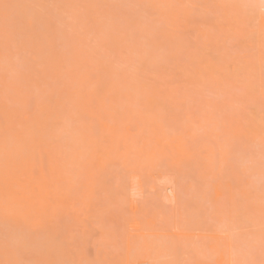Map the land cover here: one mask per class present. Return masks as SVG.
Segmentation results:
<instances>
[{
  "label": "bare ground",
  "instance_id": "bare-ground-1",
  "mask_svg": "<svg viewBox=\"0 0 264 264\" xmlns=\"http://www.w3.org/2000/svg\"><path fill=\"white\" fill-rule=\"evenodd\" d=\"M195 10H197L196 13ZM180 13L186 18L185 24L184 18H180ZM210 14L213 18L210 17ZM65 17L70 18L71 25L68 27L74 28L70 32L60 30L61 26L65 25L63 21ZM194 18L199 20L197 22L201 21L202 27H193L190 24ZM179 20L183 21L179 23L182 24L181 27L184 25L183 28L179 24H175ZM170 24L173 25L167 27ZM211 28L217 31L216 34ZM190 30L195 31V38L193 35L192 38L190 35L187 37ZM13 33H23L26 37L25 42L17 43L11 35ZM224 35H227L226 37L230 38L231 42L235 38L239 40L233 43L228 39L220 40ZM254 36H257V41L261 40L258 46L257 43H254V46H257L255 52L252 45ZM189 38L191 40H188ZM186 40L190 42L188 43ZM200 40L202 42H199ZM192 41L197 44L193 45L194 48L188 49L187 46L190 47ZM226 41L231 45L235 43V46L239 45L237 47L241 50L239 48L236 50L241 53L232 56L235 52L232 54L233 50L228 51L231 48L226 49L224 46V44H228ZM199 43L202 44L201 47ZM196 45L200 49L196 48ZM20 57H22L21 60H19ZM163 62L164 65H162ZM169 63L173 64V68L169 69L168 73L166 70L171 67ZM173 69L175 72L178 69V74L176 72L173 76ZM149 74L150 76L147 77ZM175 76L178 81L181 82L182 79V83H184L178 82L176 87ZM151 77L153 78L151 79ZM171 77H173L174 83L169 88V84L165 83L166 79H172ZM153 79L154 81L159 80L158 86L152 84ZM194 81L198 83L193 84ZM202 81L204 89L200 88ZM179 83L180 86L186 83L192 84V88L198 91L200 97L194 95L193 89L189 91L188 88H179ZM187 84L184 86L191 88ZM195 85L198 88H195ZM205 85L208 88L206 90ZM205 91L212 99L205 97ZM214 95L218 96L215 97V100ZM219 95L225 102L222 98L219 99ZM182 96L185 101L187 100L186 102H183ZM193 98L195 99L193 100ZM241 98H243L242 102ZM191 101L194 105L197 104L195 106L197 118L196 116L194 118L200 121L203 116L206 124L211 122L215 124L213 122L218 120L222 114L223 122L219 123L220 130L214 127L219 132L217 133L214 128L207 130L211 137L215 133L213 137L219 139V141L216 140L217 149L214 148L215 141L212 144L213 139H209V141L198 142V145L197 143L193 145L192 142L191 148L194 146L196 149L193 147L191 150L186 137L194 131V127L189 126L188 130L187 126H185L186 128L180 127L177 133L176 131L174 133L166 132L167 127L163 125L165 115H168V112H171V115L177 114L174 107L182 103H192ZM235 101H240L239 105L247 106L244 112L243 108L236 109ZM205 102L211 109L213 108V120L211 121L208 114L210 111L206 109V105L204 107ZM231 104L235 107L234 110H231V107L233 108ZM219 105H223L221 111L223 107L225 109L222 113L218 112L221 107ZM200 108L205 112L201 111L202 113H200ZM257 108L259 109L258 113ZM252 109L255 112L252 113ZM216 111L217 114H215ZM259 111L261 112L259 113ZM263 111L264 5H262V0H0V264H60L62 262L60 257L65 255L64 249L62 250L63 255H61L62 253L61 256L57 255L58 246L55 244L62 240L66 231H68L66 235L70 234L69 239L75 234L69 232L71 227L68 229V226H63L61 222L63 219L61 220L62 217L59 216L61 212H57L60 208L59 204H62V207L66 203L68 205L70 200L66 201L63 198L72 194L71 191L74 190L68 187L71 191H65L66 186L71 182L65 185L62 190L61 181L65 183L69 179V181L74 179L73 182H75L77 173L75 169V174L73 173L70 177L72 169L77 167L78 171L80 167H85L84 165L100 166L99 168H103L104 171L101 170L102 174H100L101 172L98 170L99 178L100 175L103 178L106 174L108 175L106 177H110L113 173L117 174L125 169L114 172L116 169L113 170L114 165L126 164L129 159L137 161L138 164L143 162V165L147 167L144 169L145 167L134 166L139 169V172L155 173L157 178L162 179L171 173L172 177L168 179L170 181L173 179L176 185L173 183L170 184L171 186L167 185L171 189L170 192L178 187V192L180 190L182 193L183 190L188 192L195 188V182H197L196 186L201 184V181H204L206 185L205 180L207 181L208 178L200 177L199 183L195 181L197 176L201 175L198 173L199 171H195L199 175L189 173L192 168L195 169L201 165V168L204 167L203 174L208 171L209 179L213 178L210 180V184L214 180L212 186L221 185L234 200L229 211L226 229L233 230L234 234H238L237 230L239 229V233L242 237L245 235L244 238L247 241H244V238L240 239L242 245L252 244L253 248L255 244L264 243V184L260 182L264 178ZM190 115L193 114L190 113ZM247 115H249L248 119ZM239 116L242 118L238 119ZM122 118H127L131 122V128L121 127ZM144 122L146 124L153 123H149L146 127ZM150 126L156 128L147 129ZM200 126L203 128V125ZM143 134L151 135L155 145L143 144L140 147L138 139ZM206 143L210 146L208 147ZM215 149L218 153L215 152ZM214 156L220 161V166L224 165L221 166L223 169L220 171L217 167L218 161L214 160ZM149 166L150 168H148ZM160 166H162L161 169L156 170ZM151 167L157 168L151 169ZM186 167L189 168V171H186ZM213 167L218 170L217 176L214 175ZM164 168H172L170 170L172 172H165ZM183 168L185 171H182ZM69 169L71 170L69 171ZM149 170H156V172L163 170L165 174H160L158 177L155 171ZM186 172L188 175L185 174ZM208 173H205L204 176L206 177ZM183 174L185 179L182 177ZM132 176L136 177V175ZM139 176L142 177V175ZM179 176L185 181L182 178L181 182L174 181ZM117 177L120 178L115 175V179ZM105 178L104 182L109 183L111 178ZM149 178L152 181L151 177ZM187 179H192L193 182L188 184ZM222 180L223 184H221ZM144 181L140 184L139 180L137 181L139 189L142 188L141 183ZM183 182L184 187H180ZM72 184L71 187L75 185V183ZM166 184L168 183L164 185ZM156 187L159 188V186L154 188ZM189 188L191 189L189 190ZM88 189L91 190V195L100 188L95 190L94 186V188ZM104 189L106 190L103 188L102 191L106 196H103L109 202L104 210L107 209L106 212H109L117 207L115 204H118V201L110 202L109 198L115 200L120 194L114 198L111 195H114L116 190L112 189L114 193L112 190V192L104 193ZM118 190L121 191L119 188ZM134 190L131 191L130 188L127 193L138 191ZM162 190L160 188V191ZM121 192L124 194V189ZM195 192L197 193V191ZM199 192L201 191L199 190ZM199 194L197 193V195ZM77 195L80 196L82 193ZM90 195L88 197L94 199L95 193L94 196ZM128 195L130 197V194ZM193 195L194 193L192 195L190 193V196ZM179 196L180 194H178ZM177 198L174 197L175 200ZM170 200L172 199L170 198ZM61 201H65V204L60 203ZM78 201L84 203L85 199H78ZM73 203L74 200L68 205L71 210H67L68 206H65L68 212L65 211L67 216L73 210L76 215L80 212L75 209L77 206ZM186 204L187 202L183 205L186 207ZM84 205L83 208L88 207L85 203ZM112 205L113 208H111ZM85 210H82L83 216L88 213V209L86 212ZM77 211L78 213H76ZM65 212H63V216H65ZM106 212H103L104 215L101 214L103 215L102 219L106 218ZM75 214L72 216H76ZM91 214L88 218L92 222L94 219ZM78 216L75 218L77 221L80 217ZM87 216L83 218L86 219ZM64 223L68 224L66 221ZM95 224L92 222V226ZM89 225L87 224L86 227ZM86 227L87 231L88 227ZM77 228L83 229L81 226ZM80 229L77 230L79 233H84V235L81 234V239H83L81 243H83L86 240L83 238L86 232ZM99 229L101 230L102 227ZM240 230H244L243 234ZM58 233H62L61 236L59 235L60 237H57ZM102 234L104 235L105 232L103 231ZM107 234L105 237L99 235L100 239L105 240L104 238H106L107 241H111L108 243L112 245L114 236L112 235L109 239L110 234L108 236ZM228 235L231 236L232 244L235 240H238L237 244H240V246L233 245L238 247L234 249L241 250L243 246L241 247L239 239L234 238V240L232 239L233 235ZM75 237L77 238V236ZM70 240L72 241V239ZM70 240L68 241L70 242ZM97 241V244L102 242L99 243V238L96 239ZM246 243L248 244L246 245ZM133 245L132 248H134ZM261 245L264 247L263 244ZM82 247H79V250ZM157 249L158 252L162 251L161 247H157ZM255 249H258L259 256L262 258L263 253L260 246ZM18 250L21 254H19L20 257L17 256ZM153 255L156 257V254ZM139 256L141 257V254ZM162 257L164 256L161 255V259ZM148 258L151 259L150 255ZM149 259L146 258L147 264H164L160 259V261L156 258ZM254 261L253 264H257ZM262 263H264L263 258L261 259Z\"/></svg>",
  "mask_w": 264,
  "mask_h": 264
},
{
  "label": "rangeland",
  "instance_id": "rangeland-1",
  "mask_svg": "<svg viewBox=\"0 0 264 264\" xmlns=\"http://www.w3.org/2000/svg\"><path fill=\"white\" fill-rule=\"evenodd\" d=\"M132 6H133V4H131ZM196 11L197 10H195L194 12L196 13ZM135 12V11H134ZM132 14H134V13H132ZM182 13H180L179 15H181ZM183 15V14H182ZM181 15V19L182 18H184V24H185V22H186V18L184 17V16H182ZM194 15H198V14H194ZM210 17L211 18H213V16L210 14ZM130 18V17H129ZM196 18V17H195ZM193 19L194 20V22H193V20L190 22V24L191 25H193V27H195V26H201L202 27V24L200 25V22H197V20L198 19ZM180 19V20H181ZM179 20V22H176L175 24L177 25V24H179L181 21ZM64 24L65 25H62L61 26V28H60V30L63 32H66L65 30H67V32H70V31H72L74 28H69L68 26L69 25H71L70 24V18L69 17H65L64 18ZM199 21V20H198ZM211 21V20H210ZM183 22V21H182ZM181 22V23H182ZM212 22V21H211ZM174 24V23H173ZM173 24H170V25H167V27L168 26H172ZM174 24V25H175ZM181 25L182 24H179V26L181 27ZM167 27H165V28H167ZM174 27V26H173ZM172 27V28H173ZM183 27H184V25H183ZM183 27H181V28H183ZM171 28V27H170ZM176 28V27H175ZM174 28V29H175ZM213 29H214V27H212ZM211 28V29H212ZM196 29V28H195ZM212 29V31H213V33L214 34H216V32L217 31H214V30H216V28L213 30ZM165 30V29H164ZM176 30V29H175ZM170 31V30H169ZM168 31V32H169ZM174 31V30H173ZM179 31V30H178ZM178 31H177V33H178ZM191 31H192V34H191ZM212 31H211V33H212ZM187 32V31H186ZM185 32V33H186ZM174 33V32H173ZM172 33V34H173ZM187 33H189V32H187ZM195 33V31H193V30H190V33L187 35V37L190 35V37L193 35L194 36V38H195V35H196V33ZM178 34H180V33H178ZM12 35V37H14V40L17 42V43H20V44H22V43H24L25 42V39H26V37H25V35H23V33H17V34H11ZM61 35H62V33H61ZM60 35V36H61ZM175 35H177V34H175ZM181 35H182V33H181ZM184 36H185V34H184ZM184 36H182V37H184ZM198 36V35H197ZM227 35H224L220 40H222V39H228L227 37H226ZM181 37V36H180ZM181 37V38H182ZM186 37V38H187ZM226 37V38H225ZM192 38V37H191ZM218 38H220V37H218ZM258 38H260V37H258ZM62 39V38H61ZM61 39H60V41H61ZM198 39H200V38H198ZM230 39V38H229ZM228 39V41H230ZM261 39V38H260ZM63 40V39H62ZM188 40H191L190 38L188 39ZM188 40H186L188 43L190 42V41H188ZM238 38H235V40L233 39V41L231 42V43H233L234 41L235 42H238ZM194 41V40H193ZM191 42V44H190V47L189 46H187V48L189 49H191V48H194L195 46H193V45H195V44H197V43H195V42ZM196 41H198L197 40V38H196ZM228 41H226L227 43H228ZM261 41V40H260ZM260 41H259V39H258V41H257V36L255 37H253L252 38V45L254 46L255 44L254 43H257V46H258V43H260ZM199 42H202V40H200ZM263 42V41H262ZM225 43V42H224ZM231 43L228 45V44H224V46L226 47V49L227 48H231V49H227L229 52H231L230 50H233L231 53L233 54L234 52H235V54H231L232 56H234V55H237L240 51H237L238 50V48L239 47H237V46H239V45H236L235 46V44H232L231 45ZM238 44V43H237ZM199 45H200V47H201V45L202 44H200L199 43ZM234 45V46H233ZM197 47L196 48H199L198 47V45H196ZM231 46H233V47H231ZM257 46L255 47L254 46V52H255V50H256V48H257ZM236 47V48H235ZM187 49V50H188ZM200 49V48H199ZM237 49V50H236ZM240 49V48H239ZM194 50V49H193ZM192 50V51H193ZM197 50V49H196ZM241 50V49H240ZM243 50H245V49H243ZM195 51V50H194ZM190 52V54H191V51H189ZM241 53V52H240ZM239 53V54H240ZM21 58L22 57H20L19 58V60H21ZM186 58V57H185ZM182 59H184V58H182ZM181 59V60H182ZM180 60V59H179ZM185 60V59H184ZM183 60V61H184ZM175 61V60H174ZM182 61V62H183ZM22 62V61H21ZM159 62V61H158ZM187 62V61H186ZM184 64H185V62H184ZM160 65V64H159ZM162 65H164V62H163V64ZM169 65H170V63H169ZM20 66V65H19ZM171 67H169L168 68V70H166L167 72L168 71H170L169 69H172L173 68V64H171L170 65ZM174 66H175V64H174ZM181 66V65H180ZM182 66L184 67V65H183V63H182ZM181 66V67H182ZM177 68V67H176ZM175 69V68H174ZM174 69L172 70V72L174 71ZM178 69H179V67H178ZM177 69V71H179ZM181 69V68H180ZM161 70H162V68H161ZM157 71V70H156ZM155 71V72H156ZM176 71V72H177ZM166 72V73H167ZM175 71L173 72V76H174V73H176ZM154 73V72H153ZM161 73H162V71H161ZM169 73V72H168ZM155 74V73H154ZM177 74H178V72H177ZM177 74H175L176 76H178ZM166 76H167V74H165ZM170 75V74H169ZM168 75V76H169ZM171 75H172V73H171ZM150 76V74L149 75H147V77H149ZM156 76H157V74H156ZM161 76V75H160ZM176 76H175V81H174V79H173V77H171L172 79H166L167 80V82L165 83V81H163L166 85H168L169 84V88L170 87H172V85H173V83L174 82H176L175 83V86H176V84L178 83V82H180V81H178L177 79H176ZM153 77H151V79H152ZM157 78V77H156ZM156 78H154V79H156ZM169 78H170V76H169ZM150 79V80H151ZM154 79H153V81H152V84H154L155 86L157 85V83H158V81L159 80H156V81H154ZM158 79H160V78H158ZM163 79V78H162ZM162 79H161V81H162ZM180 80V79H179ZM160 81V82H161ZM174 81V82H173ZM154 82V83H153ZM172 82V83H171ZM163 83V84H164ZM168 83V84H167ZM181 84H183L182 83V79H181V82H180ZM180 83H179V88L181 87V88H183V89H186V88H188V90L190 91L191 89H193V92H194V95L195 96H198V97H200L199 95V93H198V91L196 90V89H194V88H192V84H187L188 86H191V88L190 87H185L186 86V84H184L183 86H180ZM193 84H197V83H195V81L194 82H192ZM159 84V83H158ZM178 85V84H177ZM200 85H201V82H200ZM204 85V83H203V81H202V85L200 86V88L201 89H204V88H202V86ZM158 86V85H157ZM174 86V87H175ZM197 85H195V88H198V86L196 87ZM162 87V86H161ZM173 87V88H174ZM177 87V86H176ZM194 87V86H193ZM208 87V86H207ZM179 88H178V90H179ZM190 88V89H189ZM200 88H199V90H200ZM160 90L162 89V88H159ZM206 89H208V88H206V85H205V90ZM165 90V89H164ZM163 91V90H162ZM165 91H167V90H165ZM181 91H182V89H181ZM187 91V90H186ZM192 91V90H191ZM233 91V90H232ZM174 92V91H173ZM201 92H203V90H201ZM236 92V91H235ZM178 93V92H177ZM207 92L205 91V97H207V99H212V98H210L211 96H209L208 95V93L206 94ZM210 93V92H209ZM214 93V92H213ZM174 94H176V93H174ZM185 94H186V92H185ZM187 94L189 95V93H188V91H187ZM201 94H203V93H201ZM216 94V93H215ZM226 94V93H225ZM236 94V93H235ZM177 95V94H176ZM193 95V94H192ZM193 95V96H194ZM241 95V94H240ZM175 96V95H174ZM187 96V95H186ZM202 96V95H201ZM217 96V95H216ZM215 95L213 96L214 97V100H215V97H216ZM221 95H219V99L220 98H222V96L220 97ZM236 96V95H235ZM176 97V96H175ZM218 97V96H217ZM216 97V98H217ZM182 98H183V102H186L185 101V98H184V96H182ZM228 98V100H229V97H227ZM236 98V97H235ZM237 98H239V97H237ZM176 99H177V97H176ZM186 99H187V97H186ZM195 98H193V100H194ZM223 99V98H222ZM234 99V98H233ZM192 100V101H193ZM204 100V99H203ZM224 100V99H223ZM222 100V101H223ZM242 100H243V98H241V102H242ZM246 100V99H245ZM191 101V102H192ZM231 101V100H230ZM209 102V101H208ZM211 102H212V100H211ZM224 102H225V100H224ZM240 102V101H239ZM239 102L237 101H235L234 102V104H236V109L237 108H243V112H244V109H246L245 107H247L245 104H242V105H239ZM182 103V102H181ZM210 103V102H209ZM217 103V102H216ZM215 103V104H216ZM200 104V103H199ZM198 104V105H199ZM224 104V103H223ZM226 104V103H225ZM228 104H229V102H228ZM233 104V103H232ZM231 104V105H232ZM233 104V105H234ZM248 104V103H247ZM197 105V104H196ZM196 105H194L193 104V102L192 103H182V104H180V105H178V106H176V107H174L176 110H177V114H175V115H171V112H168V115H165V120H164V122H163V125H165L167 128V130H166V132H168V133H174L175 131H176V133L178 132V129L180 130V127H183V128H186L185 126H187V130H188V127L189 126H191V127H194L195 129H194V131H192V133L190 134H188L187 135V140L186 141H188V143L190 144V147H189V144H187L188 145V147L189 148H191V143L193 142V145H195V143H197V145L200 143V142H202V141H209V139L210 140H212L213 139V142H212V144L214 143V141H215V146H214V148H218V146H216V143H217V139L215 138V137H213V135L215 134H213L212 135V137L209 135L210 133L209 132H207V130H208V128H217V129H219L220 130V126L221 125H219V123H221V122H223V117H222V114H221V117L219 118L218 117V120H216L217 121V123H216V121L215 122H213V123H215V124H217V125H215V124H212V122L211 123H209V124H206L205 123V121L203 120L204 118H203V116H201V120L199 121V120H197L196 118H197V109H196ZM207 107H206V106ZM232 105V106H233ZM239 105V106H238ZM219 106H221V105H219ZM218 106V107H219ZM223 106V105H222ZM222 106L220 107V110L218 111V112H221L222 113V111H225V109H224V107H223V109H222V111H221V108H222ZM225 106V105H224ZM204 107H206V109L208 110V111H210V113H208L209 115H210V121L211 120H213V112H212V109L209 107V104L207 105L206 104V102L204 103ZM209 107V108H208ZM229 107H230V105H229ZM234 106H233V108L231 107V110L233 109L234 110V108H235ZM253 107V106H252ZM216 108V107H215ZM226 108V107H225ZM250 108V107H249ZM259 108V107H258ZM257 108V113H258V109ZM205 109V108H204ZM211 109V110H210ZM230 110V109H229ZM261 110V109H260ZM262 110H263V108H262ZM261 110V111H262ZM201 111H204L202 108H200V110H199V112L200 113H202ZM237 111V110H236ZM236 111H235V113H236ZM240 111V110H239ZM261 111H259V113L261 112ZM205 112V111H204ZM227 112H228V110H227ZM234 112V111H233ZM241 112V111H240ZM243 112H241V113H243ZM246 112V111H245ZM249 112V111H248ZM253 112H255L253 109H252V113ZM264 112V111H263ZM190 113H192L193 115H190ZM234 113V114H235ZM237 113H238V111H237ZM240 113V114H241ZM188 114V115H187ZM215 114H217V111H216V113ZM248 114V113H247ZM224 115H226V114H224ZM223 115V116H224ZM229 115V114H228ZM233 115V114H232ZM231 115V116H232ZM236 115V114H235ZM193 116V117H192ZM194 116H196V118H194ZM220 116V115H219ZM215 117H217L216 115H215ZM225 117V116H224ZM235 117V116H234ZM244 117H245V115H244ZM248 117H249V115H247V119H248ZM206 118V117H205ZM232 118V117H231ZM237 118V117H236ZM240 118V116L238 117V119ZM242 118V117H241ZM240 118V119H241ZM228 119V118H227ZM245 119V118H244ZM231 120V119H230ZM237 120V119H236ZM227 121V120H226ZM238 121V120H237ZM234 121H232V124H234L233 123ZM242 122H243V120H242ZM145 123V122H144ZM149 123H153V122H149ZM149 123L148 124H146L145 123V126L147 127L148 125H149ZM138 124H141V123H138ZM176 125V126H173V125ZM222 124V123H221ZM170 125H172V126H170ZM200 125H203L202 127L203 128H200L201 126ZM236 125H237V123H236ZM123 126H127V127H130L131 128V122L127 119V118H122V121H121V127H123ZM169 126V127H168ZM156 127H154V126H150V127H148L147 129H155ZM215 128H214V130H215ZM217 129L215 130V131H217ZM219 130L217 131V133L219 132ZM209 131V130H208ZM214 131V132H215ZM222 132H223V130H222ZM186 134H187V132H185ZM222 134V133H221ZM215 136V135H214ZM185 137V136H184ZM211 137V138H210ZM139 140V142H138V145L141 147V145H143V144H150V145H155V143L153 142V137L151 136V135H149V134H143V136H141L140 137V139H138ZM218 141H219V139H218ZM220 141H221V138H220ZM199 142V143H198ZM211 142V141H210ZM206 145H207V143H206ZM218 145V144H217ZM203 146V145H202ZM208 146V145H207ZM209 146H210V144H209ZM208 146V147H209ZM213 146V145H212ZM194 147V146H193ZM193 147L191 148V150L193 149ZM195 148V147H194ZM205 148H206V146H205ZM204 148V149H205ZM216 148V149H217ZM196 149V148H195ZM204 149H202V150H204ZM215 149V152H217V150ZM190 150V149H189ZM190 150V151H191ZM202 150H201V152H202ZM214 150V149H213ZM212 150V151H213ZM219 150H220V148H219ZM189 151V152H190ZM194 151V150H193ZM192 151V152H193ZM205 151V150H204ZM207 151V150H206ZM205 151V152H206ZM221 151V150H220ZM191 152V153H192ZM200 152V153H201ZM218 153V152H217ZM217 153H215V154H217ZM219 155V154H218ZM135 156V155H134ZM218 157V156H217ZM220 157V156H219ZM214 160H217L218 161V165H217V167L219 168V171L220 170H222L223 168H221V166H220V161L214 156ZM214 162H216V161H214ZM217 163V162H216ZM115 164V163H114ZM113 164V165H114ZM112 165V166H113ZM122 167H121V166ZM85 167L87 166V168H85V167H80L79 168V170L77 171V167H75V168H71L72 169V174H70V177H72V175H73V173L75 174V169H76V173H77V175H75V177H77V179H76V181L75 182H73L74 181V179H73V181H69L68 180V182L67 181H65V183L63 182V181H61V183H60V187H61V189L63 190L64 189V187H65V185H67V184H69L70 182V184L68 185V186H66L67 188H65V191H68V192H70L69 191V189H72L73 191H71V192H73L72 194H69L66 198H63V200H65L66 199V201H67V199H69L70 201L68 202V205L70 204V203H72L73 202V200H74V205L75 206H77V207H75V209H77L78 211H80L79 213H78V211L76 212V213H78L77 215L74 213V211L75 210H73L72 212L70 211L69 212V216H67V211H66V207L68 206L67 205V203L65 204V201L63 202V201H61L60 203H63V205L65 204V209H63L64 207H62V204H59L60 205V208H59V210L57 211L58 213H60V215L59 216H61L62 218H61V220L59 219V222L61 221L62 223H63V226H68V229H69V227H71V229H70V233H75V234H73V236L72 237H70V239H72V241L68 238L69 236H70V234H68V235H66L67 233H68V231H66V230H64V228H63V230L64 231H66V236L64 237H62V240H60L59 242H58V240L56 241V243L57 244H55V245H57L58 247H57V249H58V252H57V250H55L56 252H57V255H60L61 253H62V250L64 251L63 253L66 255H63V253L61 254V255H63L62 257H60V256H58V257H60L61 259H62V264H147V260H146V258L147 259H149L148 257H149V255H150V257H151V259H157V260H161L164 264H168V263H172V264H253V260H255L254 262H256L257 264H261V259L263 258V262H264V250H263V246L261 245V244H263L264 245V243H259V244H255V245H253V248H254V250H252L253 248H252V244H248V243H246V245L247 246H249L248 248H243V247H247V246H245V245H242V242H240L241 240L240 239H243L244 237H245V235H244V237H242V235H241V233H239V229L237 230L238 231V234H237V236H235L234 237V235H236V234H234V233H232L233 232V230H230V229H226L227 227V223H228V216H229V211H230V208L232 207V205H233V203H234V200H233V198H232V196L231 195H229V193L228 192H226V191H224V189H223V187L220 185V186H217V184H216V182H215V184H216V187H213L212 186V183L214 182V180H212L211 181V184H210V180L211 179H213L212 177H211V179H209L210 178V176H208V175H210L209 173H208V171L206 172L205 171V173H208V174H206V177L204 176L205 175V173L203 174V172H204V170H202L203 168H201V165H200V167H198V168H195V169H191L190 170V174L191 173H196V174H201L200 176H197V178H196V180H195V178H193V180H195V181H198V183H199V181H201L200 180V177H202V178H208L207 179V181L205 180V182H206V185H207V188H206V185L204 184V181L202 182L201 181V184L199 183V184H197V186H196V183L197 182H195V188H193V189H191V188H189V190L190 191H188V192H186V190L184 191L183 190V193L181 192V190L178 192V190H179V187H178V185L180 186V184H178L177 185V189H175L174 191H171L170 192V188L168 187V186H171L172 184L171 183H173V185H176L174 182H173V179H171V181H170V179H168V178H171L172 177V174L171 173H169V174H167L166 175V177L169 175H171L170 177H167V179H166V177L165 178H157V175H155V173H149V174H147V172H144V173H142V171H138L139 169L137 168H135L134 166H137V167H145L144 169H146L147 167L145 166V165H143V162H141L140 164H138L137 163V161L135 162V160H133V161H131V159H129L128 161H127V163L126 164H118L117 166L116 165H114L113 167V170H114V172L116 171H118L119 169H124V170H121V172H118L117 174L116 173H113L110 177H106V176H108L107 174H106V178L108 179V178H111V179H109L110 181H109V183H105L104 182V178L105 177H101V175H100V178H99V173H98V170H100L99 172H101L100 174H102V171H104L103 170V168H99V167H96V165H84ZM124 166V167H123ZM163 166H165V165H163ZM197 166V165H196ZM196 166H194V167H196ZM213 166V165H212ZM224 166V165H223ZM222 166V167H223ZM79 167V166H78ZM161 167L162 166H160L159 168H157V167H151V169L152 168H157L156 170H158V169H161ZM190 167H192V166H190ZM215 167V166H214ZM213 167V168H214ZM111 168V167H110ZM127 168V169H126ZM148 168H150V166L148 167ZM188 167H186V171L188 170L189 171V168L187 169ZM71 169H69V171L71 170ZM109 169V168H108ZM130 169V170H129ZM141 169V168H140ZM165 169V168H164ZM185 168H183V170L182 171H185L184 170ZM83 170H87L86 172H84ZM102 170V171H101ZM112 170V169H111ZM128 170V171H127ZM143 170V169H142ZM156 170H149V171H155L156 172ZM170 170H172V168H166L165 169V172L167 171H169V172H172V171H170ZM95 171H96V173H95ZM124 171H126V172H124ZM136 171H138V172H136ZM144 171V170H143ZM195 171H199L198 173L197 172H195ZM70 172V173H71ZM107 172H109V171H107ZM113 172V171H112ZM124 172V173H123ZM162 172V173H161ZM161 172H156V174H158V177L160 176V174H165V172L163 173V170L161 171ZM201 172V173H200ZM213 172H214V175H216L217 176V173H218V170H217V168H214V170H213ZM138 173V174H137ZM175 173V172H174ZM184 173V172H183ZM188 172H186L185 174L186 175H188L187 174ZM111 174V173H110ZM119 174V175H118ZM153 174V175H152ZM193 174V175H194ZM198 174V175H199ZM87 177H86V176ZM104 175V174H103ZM115 175L116 176H119L120 178H118L117 177V179H115ZM132 175H136V177L134 176V178H133V176ZM139 175H142V177L141 176H139ZM146 175H148L149 177H151V179H152V181L150 180V178L147 176L146 177ZM175 175V174H174ZM180 175H181V173H180ZM122 176H123V178H122ZM177 176H178V174H177ZM177 176H175V177H177ZM184 176V174L182 175V177ZM211 176H213V175H211ZM75 177H73V178H75ZM130 177H131V179L133 180H131L130 179ZM140 177V178H139ZM181 176H179L178 178H176L174 181H177V183H178V181L179 182H181V178H182ZM187 177V176H186ZM190 177V176H189ZM192 177V176H191ZM190 177V178H191ZM194 177V176H193ZM214 177V176H213ZM79 178V179H78ZM105 178V179H106ZM139 178V179H138ZM142 178V179H141ZM148 178V179H147ZM180 178V179H179ZM184 178V177H183ZM182 178V179H183ZM201 178V179H202ZM215 178V177H214ZM85 179H87L86 180V182H85ZM113 179V180H112ZM123 181H122V180ZM158 179H159V181H158ZM160 179H161V181H163L162 183H161V181H160ZM167 180V182H166V180ZM185 179V178H184ZM183 179V180H184ZM89 180V181H88ZM96 180V181H95ZM115 180H118L117 182L115 181ZM119 180H121V182H119ZM130 180V181H129ZM139 180V184H140V182H142V181H144L143 183H141V185H142V188H140L139 189V187L140 186H138V181ZM157 180V181H156ZM165 180V181H164ZM168 180H169V182H168ZM188 180V179H187ZM186 180V181H187ZM193 180L191 179H189L187 182H188V184H189V182H193ZM215 180H217L216 178H215ZM260 180V179H259ZM95 181V182H94ZM104 182V183H101V182ZM114 181H115V183H117V184H115L114 183ZM132 181V182H131ZM156 181V182H155ZM185 181V180H184ZM159 182V183H158ZM207 182H209V183H207ZM223 182V180L221 181V184H223L222 183ZM260 182L262 183V184H264V178L263 179H261L260 180ZM259 181H258V183L259 184H261ZM73 183V184H72ZM74 183H75V185H74ZM101 183V184H100ZM125 183V184H124ZM132 183V184H131ZM165 183H168V184H166V185H164ZM62 184V185H61ZM63 184H64V186H63ZM71 184L72 185H74L75 186V188H74V186L73 187H71ZM107 184H108V186L109 185H111V186H107ZM121 184V185H120ZM124 184V185H123ZM171 184V185H170ZM184 182L183 183H181V186L180 187H184ZM191 184V183H190ZM209 184V185H208ZM82 185H83V187H82ZM98 185V186H97ZM100 185V186H99ZM105 185V187H103ZM118 185V186H117ZM130 185V186H129ZM168 185V186H167ZM192 185V184H191ZM205 185V186H204ZM94 186H95V190H98L99 188V190L98 191H93L94 193H95V196H94V193H92L91 195L92 196H94L93 198L95 199H92L91 197L89 198L88 196L90 195V193H91V190H89L88 188H91V187H93L94 188ZM121 186H123V187H121ZM129 186V187H128ZM155 186H159V188L158 187H156V188H154ZM166 186V187H165ZM201 188H200V187ZM68 187H69V189H68ZM79 187H82V188H79ZM111 187V188H110ZM134 187V188H133ZM149 187V188H148ZM191 187H193V186H191ZM103 188H106V190L104 189V193H107V192H110L112 189L115 191L116 190V192H115V194L113 195H111L112 197H117V195L118 194H120L119 196H118V198L117 199H110L109 197V200H110V202L112 201V202H114V203H116V201H118V204H115V205H117V207L115 208L114 207V209L113 210H115V211H113L112 209V211L110 210L109 212H106V211H108L107 209L106 210H104L105 209V206H106V204L107 203H109V202H107L108 201V199L106 198V197H104V196H106L105 194H103V191H102V189ZM118 188L119 189H121V191H123V189H124V194H123V192H121L120 190H118ZM131 188V191L132 190H134V191H137L136 193L135 192H130L129 191V193H127V191H128V189H130ZM137 188V189H136ZM160 188H161V190H162V188H163V190L162 191H160ZM169 188V189H168ZM215 188V190H213ZM78 189H81V190H78ZM158 189H159V191H158ZM165 189H167V190H165ZM182 189V188H181ZM196 189V190H195ZM76 190V192H74ZM85 191V193H83L84 191ZM89 190V191H88ZM112 190V191H113ZM125 190H126V192H125ZM193 190H194V192H193ZM199 190L201 191V192H199ZM204 190H207V191H204ZM64 191V192H65ZM111 191V192H112ZM114 191L112 192V193H114ZM195 191H197V193L199 194V195H197V193L195 192ZM214 191V192H213ZM80 192L82 193V195H80ZM89 192V193H88ZM100 192H102V193H100ZM119 192H121V193H119ZM191 193V195L194 193V195L193 196H190V193ZM193 192V193H192ZM76 193V194H75ZM88 193V194H87ZM188 193V194H187ZM77 194H79L80 196H78ZM87 194V195H86ZM128 194H130V197H129V195ZM178 194H180V196L178 197ZM203 194H205L203 197H202V195ZM70 195H72V197H70ZM90 195V196H91ZM104 195V196H103ZM122 195V196H121ZM125 195V196H124ZM167 195V196H166ZM170 195V196H169ZM83 196H85V198H83ZM108 196V195H107ZM109 196H110V193H109ZM172 199V200H170V198ZM196 196V197H195ZM202 198H201V197ZM174 197H178L176 200L174 199ZM183 197V198H182ZM72 198V199H71ZM75 198V199H74ZM84 200L85 199V201H84V203L86 204V205H88V203H90L89 205H88V207L87 208H83V206H85L84 205V203L82 202V201H78V199H80V200H82V199ZM182 198V199H181ZM90 199V200H89ZM92 199V200H91ZM179 199V201H177ZM76 200V201H75ZM87 200V201H86ZM104 200V201H103ZM175 200V201H174ZM181 200V201H180ZM187 202V204H186V207L183 205V204H185L186 202ZM77 202V203H76ZM80 202V203H79ZM82 202V203H81ZM185 202V203H184ZM80 204V205H79ZM93 204H95V205H93ZM179 205V207H177ZM79 206V207H78ZM92 206V207H91ZM62 207V208H61ZM73 207V208H74ZM81 207H82V209H81ZM103 209H102V208ZM111 207V206H110ZM111 208H113V205H112V207ZM185 208V209H184ZM61 209V210H60ZM70 208H69V206L67 207V210H69ZM87 210V214H85L84 216H83V211L82 210ZM183 209V210H182ZM62 210H64V211H62ZM71 210V209H70ZM86 210H85V212H86ZM67 213H66V212ZM106 212L105 214V217L106 218H104V219H102V216L104 215L103 214V212ZM179 211V213H177ZM180 211H182V212H180ZM184 211V212H183ZM63 212H65L66 214H64L65 216H63ZM83 213V214H82ZM92 213V214H91ZM181 213V214H180ZM73 214H75L76 216H72ZM90 214L91 215H93V219L94 220H92V222L95 224V225H93L92 226V222H91V220L88 218V217H90ZM101 214H103V215H101ZM80 217H79V216ZM86 215H88L87 217H86V219H84L83 217H85ZM58 216V217H59ZM67 216V217H66ZM77 216L79 217V219H78V221H77V219H75V218H77ZM58 217H57V219H58ZM66 218V219H65ZM75 219V220H72V219ZM92 218V217H91ZM65 219V220H64ZM83 220H90L89 222L87 221V222H85V221H83ZM104 220V221H103ZM64 221H66V223H68V224H66L65 225V223H64ZM70 221V222H69ZM71 221H73L72 222V224H71ZM60 222V223H61ZM76 223H80V224H76ZM101 223V224H100ZM70 224V225H69ZM74 224H76V225H74ZM89 225V227L88 228H92V229H89L88 230V228L86 227V225ZM98 224V225H97ZM104 224V225H103ZM59 225H62V224H59ZM83 225V226H82ZM100 225V226H99ZM101 225H103L104 226V228H103V226H101ZM80 227L81 226V228L83 227V229H80V228H77V227ZM87 228V231L85 230V227ZM91 226V227H90ZM61 227V226H60ZM60 227H58V228H60ZM102 227V229H104V230H100L99 228H101ZM213 227H214V229H213ZM217 227V229H215ZM73 228V229H72ZM80 229V230H82L83 232H86L85 233V236H83V238H86V240H85V242H83V243H81V241L83 240V239H81L82 238V235H84V233H82V232H80L79 233V230H77V229ZM61 229V228H60ZM60 229H58V231H61L62 232V230H60ZM67 229V230H68ZM74 229H76V230H74ZM74 230V231H73ZM63 231V232H64ZM73 231V232H72ZM97 231H99V232H97ZM103 231L105 232V234H107V236L109 235V239H110V237L113 235L114 236V241H113V244L111 245V244H109L110 242L109 241H107L106 240V238H104L105 240H101L100 239V237L101 236H99V235H103L102 233H103ZM228 231V232H227ZM241 232L242 231H244V230H240ZM78 232V233H77ZM99 233V234H98ZM61 234L62 233H58V235H57V237L60 235L61 236ZM82 234V235H81ZM105 234L103 235L104 237H105ZM228 234H231V235H233V238L232 239H234V238H236V239H239V242L241 243V247H242V249L241 250H239L238 251V249H234V248H238V247H236V246H233V245H238V246H240V244H237V242H238V240H235V242H236V244H234L235 242H233V244L231 243V236L230 235H228ZM242 234H243V232H242ZM239 235V236H238ZM59 236V237H60ZM75 236H77V238L75 237ZM90 236V237H89ZM106 236V237H107ZM67 237V238H66ZM74 237V238H73ZM88 237V238H87ZM99 238V243L101 242V244H97L98 243V241L96 242V239H98ZM238 237V238H237ZM241 237V238H240ZM247 237V236H246ZM64 238V239H63ZM96 238V239H95ZM58 239V238H57ZM78 239H80V240H78ZM103 239V238H102ZM108 239V240H109ZM246 238H244V241H246L245 240ZM65 240H67V242H68V244H67V242H65ZM68 240H70V242L68 241ZM74 240H76L75 242H74ZM233 240V241H234ZM243 241V240H242ZM63 242V243H62ZM94 242V243H93ZM109 242V243H108ZM247 242V241H246ZM61 244L60 246L58 245V244ZM69 243H71V244H69ZM92 243H93V245H92ZM133 243H134V245H133ZM149 245H148V244ZM230 243V244H229ZM84 244V245H83ZM96 244H97V246H96ZM73 245V246H72ZM92 245V246H91ZM101 245V246H100ZM133 245V247L134 248H132L131 246ZM142 245H143V248H142ZM230 245H232V246H230ZM83 246V247H82ZM149 248H148V247ZM259 247L260 246V248L262 249V253H263V257L261 258L259 255H260V253L258 252V249H255V247ZM66 247V248H65ZM79 247L81 248L82 247V249H80L79 250ZM94 247H95V249H94ZM155 247V248H154ZM157 247H161V250L162 251H164V252H162V251H160V252H158L159 250H160V248H159V250L157 249ZM240 247V248H241ZM71 248V249H70ZM101 248V249H100ZM252 248V249H251ZM68 249V250H67ZM84 249V250H83ZM260 249V250H261ZM67 250V251H66ZM102 252H101V251ZM259 250V251H260ZM67 253H66V252ZM74 251H76V252H74ZM154 251H155V253H154ZM70 252V253H69ZM100 252V253H99ZM99 253V254H98ZM262 253H261V255H262ZM19 250H18V254H17V256H19ZM141 254V257L139 256ZM153 254H156V257H155V255H153ZM21 255V254H20ZM69 255V256H68ZM97 255V256H96ZM147 255V256H146ZM161 255L162 256H164V257H162V259H161ZM166 255V256H165ZM64 256H65V258H64ZM68 256V257H67ZM94 256H96V257H94ZM259 256V257H258ZM20 257V256H19ZM70 257H71V260H70ZM160 257V258H159ZM59 258V259H60ZM64 258V259H63ZM97 258V259H96ZM100 258V259H99ZM159 258V259H158ZM261 258V259H260ZM66 259V261H64ZM68 259V260H67ZM96 259V260H95ZM151 259H149V260H151ZM95 260V261H94ZM159 260V261H160ZM252 260V261H251ZM172 261V262H171ZM67 262V263H66ZM165 262H168V263H165ZM258 262H260V263H258ZM60 263V264H61ZM30 264V263H29ZM262 264H264V263H262Z\"/></svg>",
  "mask_w": 264,
  "mask_h": 264
},
{
  "label": "snow or ice",
  "instance_id": "snow-or-ice-1",
  "mask_svg": "<svg viewBox=\"0 0 264 264\" xmlns=\"http://www.w3.org/2000/svg\"><path fill=\"white\" fill-rule=\"evenodd\" d=\"M262 5H264V0H262Z\"/></svg>",
  "mask_w": 264,
  "mask_h": 264
}]
</instances>
